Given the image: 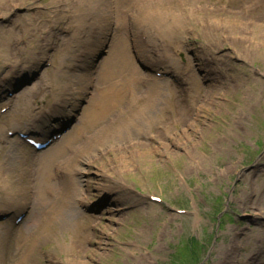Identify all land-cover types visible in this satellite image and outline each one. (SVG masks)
I'll list each match as a JSON object with an SVG mask.
<instances>
[{
	"label": "rangeland",
	"instance_id": "374dc122",
	"mask_svg": "<svg viewBox=\"0 0 264 264\" xmlns=\"http://www.w3.org/2000/svg\"><path fill=\"white\" fill-rule=\"evenodd\" d=\"M258 3L242 31L236 16ZM115 53L139 72L140 98L154 90L149 117L168 122L145 126L149 150L109 160L88 131L73 135ZM1 82L0 264H264V0H0ZM53 116L71 135L44 153L6 135L60 131L43 126ZM55 189L63 221L45 217ZM191 239L206 245L196 263Z\"/></svg>",
	"mask_w": 264,
	"mask_h": 264
},
{
	"label": "bare ground",
	"instance_id": "6f19581e",
	"mask_svg": "<svg viewBox=\"0 0 264 264\" xmlns=\"http://www.w3.org/2000/svg\"><path fill=\"white\" fill-rule=\"evenodd\" d=\"M186 1L191 3H204V0ZM203 7L208 10L205 6ZM258 7L259 3L255 6H248L244 8V12L236 16L235 19L238 17L237 20L240 24L239 26L242 27V31L245 29L242 17L244 18L247 14L254 13L253 8L255 10L258 9ZM208 12H210V15L213 13L209 10ZM125 14H127V11L123 13V15ZM239 18H241V20H239ZM212 19L214 20L211 22L209 17V25L212 27L215 26L213 24L216 21V24L221 29H229L230 26H226V24L232 21L229 17L226 19L214 17ZM183 21L184 19L180 16H173L171 23L167 26V30L171 31L174 28L180 30ZM238 31L240 30L237 29L236 34L240 33ZM37 65H39V62ZM164 72L167 73L168 69L165 68ZM95 82V91L91 96L87 109L84 110L82 114L79 123L80 129L77 130L74 128V131H76L74 132L73 138L77 139V137H81L82 135V138L85 139L89 132L91 141L97 144L101 149L103 148V152L106 154L108 151L111 152L109 160L113 159L115 151H123L130 146H137L146 151L149 150L146 144L141 143L146 137H149L145 135V126H150L151 124L155 126L161 124L167 125L168 122L163 115L154 121L147 113L148 109L154 103V90H150L148 92L149 96L143 99L139 97V93L141 92L140 86L143 81L140 79L137 69L130 64L121 53L111 55V59L104 62V67L101 69L100 75L98 79H95ZM170 112H174L173 105L170 107ZM41 127V125H30V131L39 132ZM85 130L88 132L83 133L82 131ZM70 135L68 134V136ZM109 138L111 139L110 145L107 144L105 147L104 141H107ZM149 138L152 139V136ZM66 148L73 151L78 148V144L69 140ZM75 153H78V149ZM45 178H47V175H45ZM59 192L60 190L55 189V200L57 201L49 204L52 210L46 214L45 217H48L50 214L54 217L63 216L62 213L65 208V201ZM80 193L81 190L78 188V195H80ZM62 195L64 196L66 194L63 193ZM63 219L62 217L61 220L63 221ZM77 219L78 220L73 224L76 233H78V228L80 224H82L81 227L86 229V235L87 230L93 227L92 217L81 216ZM78 251L82 250L78 247Z\"/></svg>",
	"mask_w": 264,
	"mask_h": 264
},
{
	"label": "trees",
	"instance_id": "16d2710c",
	"mask_svg": "<svg viewBox=\"0 0 264 264\" xmlns=\"http://www.w3.org/2000/svg\"><path fill=\"white\" fill-rule=\"evenodd\" d=\"M191 242L197 247V248H193L190 247V245H186L185 246V252L187 254L191 255V258L193 257L192 261H194L195 263L198 261L199 259V254L201 252V250L204 248V246L202 245H198V243L196 241H194V239H191Z\"/></svg>",
	"mask_w": 264,
	"mask_h": 264
}]
</instances>
